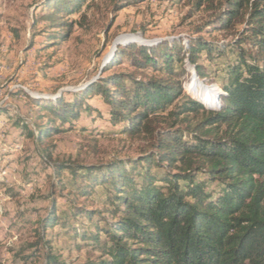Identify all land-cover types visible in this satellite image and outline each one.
I'll return each mask as SVG.
<instances>
[{
  "label": "trees",
  "instance_id": "obj_1",
  "mask_svg": "<svg viewBox=\"0 0 264 264\" xmlns=\"http://www.w3.org/2000/svg\"><path fill=\"white\" fill-rule=\"evenodd\" d=\"M86 1L51 0L42 17L53 28L66 26L62 17L76 12L85 17L81 9ZM110 1L120 11L137 0ZM196 1L201 7L212 0ZM227 2L223 26L243 19L244 40L251 49L239 43L238 60L226 69L217 107L183 94L176 78L175 65L184 66L186 56L198 76L206 77L198 59L203 51L211 55L213 48L199 40L184 47L168 41L131 44L120 48L112 61L117 64L125 56L158 76L140 80L113 74L75 92L71 100L33 98L39 121L33 129L27 123L24 128L30 127V137L40 144L60 130L58 121L70 123L83 111L89 113L86 98L96 91L109 105L112 122L131 134L144 130L155 136L158 150L138 158L101 165L54 162L56 175L69 170L79 195L88 196L100 185L112 193L118 219L105 230L108 258L85 264H264V0ZM180 97L167 115H184V121L188 113L202 112L201 120L188 130L153 127ZM62 221L66 223L53 204L41 226L47 230ZM99 234L91 237L98 241Z\"/></svg>",
  "mask_w": 264,
  "mask_h": 264
},
{
  "label": "rangeland",
  "instance_id": "obj_2",
  "mask_svg": "<svg viewBox=\"0 0 264 264\" xmlns=\"http://www.w3.org/2000/svg\"><path fill=\"white\" fill-rule=\"evenodd\" d=\"M89 1L81 9L85 17L76 12L61 18L68 22L66 26L53 28L42 17L51 0H0V264H52L48 261L54 259L85 264L108 258L105 230L118 219L109 186H96L90 195L81 196L69 170L61 176L54 173V162L101 165L158 150L153 133L131 134L121 123L112 122L109 105L98 91L86 98L89 113L83 111L70 123L58 121L60 130L40 144L29 135L39 121L33 98L71 100L75 92L103 83L113 74L140 80L158 76L153 68H138L125 56L117 64L112 61L120 48L131 44L158 46L168 41L184 47L199 40L213 48L211 55L203 51L198 59L206 77L198 76L186 56L184 66L175 65L176 78L183 94L214 108L218 102L208 106L190 87L191 77L197 76L220 95L226 69L238 60L240 47L251 49L244 40L243 19L227 27L221 22L227 0L206 1L201 7L196 0H137L120 11L110 0H94L87 7ZM133 35L147 43H115L119 37ZM180 99L153 127L188 130L201 120L202 112H190L184 121V115H167ZM26 123L31 128H24ZM53 204L66 223L45 230L41 221ZM96 232H100L98 241L91 237Z\"/></svg>",
  "mask_w": 264,
  "mask_h": 264
},
{
  "label": "bare ground",
  "instance_id": "obj_3",
  "mask_svg": "<svg viewBox=\"0 0 264 264\" xmlns=\"http://www.w3.org/2000/svg\"><path fill=\"white\" fill-rule=\"evenodd\" d=\"M129 40H138L140 43H147V40L143 39L140 36H122L119 37L115 43L117 42H126ZM190 87L197 91L198 96L210 107L214 106L218 102L219 94L213 88L207 85H203L197 76L193 75L190 81ZM199 98V99H200ZM32 123V122H31ZM28 124V123H27ZM32 125V124H31Z\"/></svg>",
  "mask_w": 264,
  "mask_h": 264
},
{
  "label": "water",
  "instance_id": "obj_4",
  "mask_svg": "<svg viewBox=\"0 0 264 264\" xmlns=\"http://www.w3.org/2000/svg\"><path fill=\"white\" fill-rule=\"evenodd\" d=\"M220 97V96H219Z\"/></svg>",
  "mask_w": 264,
  "mask_h": 264
}]
</instances>
